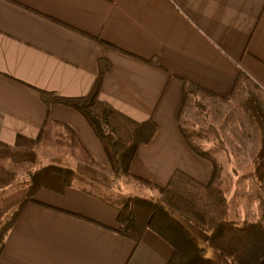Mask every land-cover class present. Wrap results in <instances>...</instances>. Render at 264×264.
<instances>
[{
	"label": "crops",
	"instance_id": "crops-1",
	"mask_svg": "<svg viewBox=\"0 0 264 264\" xmlns=\"http://www.w3.org/2000/svg\"><path fill=\"white\" fill-rule=\"evenodd\" d=\"M100 61L110 68L99 99L135 121L156 125L151 140L137 148L129 173L164 187L180 170L207 184L212 165L191 150L178 127L184 90L189 100L236 103L234 85L242 75L238 91L253 92L244 110L256 124L251 107L263 115L257 97L264 100V0H0V164L34 168L42 160L76 174L61 194L39 190L35 202L23 207L0 246V264H167L172 255L169 244L150 230L137 244L117 234V203L107 199L120 195L125 182L110 176L107 156L85 120L67 107L46 106L37 92L83 97ZM235 108L237 125L229 135L236 142L237 129L242 135L247 127L240 125L244 110L238 103ZM60 125L74 133L96 167L64 151L41 154L42 148L14 145L17 135L36 139L41 130L53 134ZM214 128L222 143L214 146L225 154L227 132ZM258 128L260 150L264 135ZM232 171L236 182L237 170ZM236 185L233 198L225 192L228 217L255 222L242 211ZM178 222L206 258L229 264L207 248L204 233Z\"/></svg>",
	"mask_w": 264,
	"mask_h": 264
},
{
	"label": "trees",
	"instance_id": "trees-1",
	"mask_svg": "<svg viewBox=\"0 0 264 264\" xmlns=\"http://www.w3.org/2000/svg\"><path fill=\"white\" fill-rule=\"evenodd\" d=\"M98 42L104 48L121 51L105 42ZM109 68L106 61L98 63L97 76L89 92L83 97L64 98L42 90L37 92L46 106L56 104L67 107L85 120L107 156L109 174L113 179L135 182L157 193L156 200L137 195L118 198L117 234L137 244L145 230L152 231L172 249L167 264H215L205 257L203 249L197 246L193 237L178 222L179 219L204 233L207 248L223 257L229 264H264V222L243 221L238 224L228 217V203L221 178L222 168L208 151L193 143L192 133L181 122L184 106L190 96L187 89L184 90L178 127L191 150L212 164L213 173L210 181L201 184L182 171L175 170L164 187H157L129 173L137 148L151 140L156 125L152 120L135 121L99 99L101 83ZM244 80L242 75L238 76L234 94L238 92ZM257 109L256 105L251 107L254 116L252 119L259 124L260 116ZM60 126L53 134H46L45 130H41L36 139L17 135L14 145L34 149L41 144V139L46 137L50 149L56 152L64 151L74 159L96 167L74 133L68 127ZM197 135L209 138L214 136L211 137L212 140L221 143L212 125H208ZM0 147L4 145L0 143ZM263 149L257 153L253 172L261 183L264 182ZM75 178L76 174L71 169L57 163L40 165L28 173L27 185L2 201L0 219L8 212L9 215L0 223V246L23 207L35 202L34 196L39 190L61 194L72 186ZM14 179V171L0 165V189L10 185Z\"/></svg>",
	"mask_w": 264,
	"mask_h": 264
},
{
	"label": "rangeland",
	"instance_id": "rangeland-1",
	"mask_svg": "<svg viewBox=\"0 0 264 264\" xmlns=\"http://www.w3.org/2000/svg\"><path fill=\"white\" fill-rule=\"evenodd\" d=\"M252 93V91L244 89L237 92L236 103H238L242 110L245 109L244 104L246 98L249 94ZM257 101L263 114L259 118L260 128L258 129H260V131L264 135V100L257 97ZM236 103L221 102L218 100L208 101L202 97L194 96L187 102L184 114L181 118V122L184 127L192 133L191 140L193 141V143L196 145H200L201 148H204L203 150L208 151L211 155H214L215 153L216 158L213 156L214 160L217 163L221 162V178L224 183L226 196L228 198L229 196H231L232 198L235 196V194L231 195L230 193L235 189V185L237 184L236 191H240L239 203L242 206V211L246 213L245 215L247 216V219L264 222V182L261 183L254 176L252 177V171L254 170L252 167V163L253 160L256 159V155L259 152V148L257 147H259L258 141L260 134L258 130H256V125L258 123L254 125L250 121V116H248L247 112L244 110V112H241L240 114V125H242L244 128L247 127V129L242 135L237 129L238 141L235 142V139L230 138L231 135H229V132L232 131L237 125V113L235 108ZM209 124L217 127H222V130L227 132V134H223L227 146L225 154L223 153V151L215 148L213 140L205 136L197 135V133L202 132V129H204ZM204 137L206 140H203ZM231 143H233V145ZM48 144L49 143L46 140L45 145H43L41 141V144L37 146L39 148H42V150L44 149L43 151H39L41 154L54 152V150L50 149L47 146ZM225 157L226 159H228V161L224 159ZM231 158L234 165H230L228 163L229 161H231ZM43 164H46V162H43L42 160L38 161V164L34 168L30 167L29 165L24 167H6L4 163H2V165L0 164L2 167L10 169L15 173V179L10 184V186L5 190L0 191V208L2 205V201L4 200V198L2 200L1 198L6 194H13L18 190L23 189L27 185L28 173L34 171L36 168ZM232 169L237 170L236 182L233 176ZM121 188L122 190L120 192V195L117 194L109 196L110 200L107 199V202L113 205L114 202L118 203V198L129 195H137L151 200H156L157 198V193L155 191L145 188L135 182L125 181V183L121 184ZM149 191L152 195L149 194ZM8 215L9 212L0 219V223H2ZM238 224L240 223L238 222Z\"/></svg>",
	"mask_w": 264,
	"mask_h": 264
}]
</instances>
